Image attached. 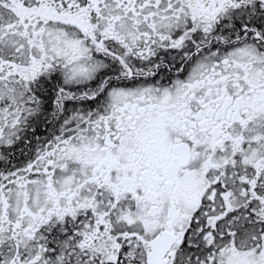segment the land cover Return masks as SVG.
Listing matches in <instances>:
<instances>
[{
  "label": "snow or ice",
  "instance_id": "obj_1",
  "mask_svg": "<svg viewBox=\"0 0 264 264\" xmlns=\"http://www.w3.org/2000/svg\"><path fill=\"white\" fill-rule=\"evenodd\" d=\"M0 264H264V0H0Z\"/></svg>",
  "mask_w": 264,
  "mask_h": 264
}]
</instances>
